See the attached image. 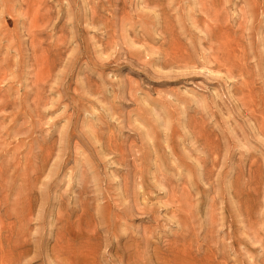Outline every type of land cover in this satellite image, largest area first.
I'll return each mask as SVG.
<instances>
[{"label": "rangeland", "instance_id": "1", "mask_svg": "<svg viewBox=\"0 0 264 264\" xmlns=\"http://www.w3.org/2000/svg\"><path fill=\"white\" fill-rule=\"evenodd\" d=\"M0 264H264V0H0Z\"/></svg>", "mask_w": 264, "mask_h": 264}]
</instances>
